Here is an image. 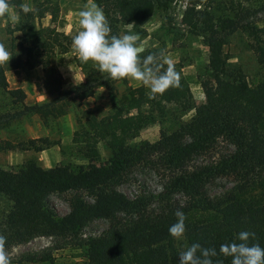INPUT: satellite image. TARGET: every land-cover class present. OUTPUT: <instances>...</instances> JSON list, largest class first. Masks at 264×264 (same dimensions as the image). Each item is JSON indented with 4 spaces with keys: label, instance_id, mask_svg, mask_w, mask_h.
Wrapping results in <instances>:
<instances>
[{
    "label": "trees",
    "instance_id": "obj_1",
    "mask_svg": "<svg viewBox=\"0 0 264 264\" xmlns=\"http://www.w3.org/2000/svg\"><path fill=\"white\" fill-rule=\"evenodd\" d=\"M204 1L208 9L191 6L184 11L188 31L202 39L209 53L207 71L214 82L202 83L204 107H194L181 75L180 88L155 100L149 98L147 87H126L123 97L114 99L102 116L78 109L92 94L93 84L86 79L82 86L62 92L60 76L51 66L52 58L66 53L72 44L71 37L52 25L59 14L57 0H31L34 11L29 13L16 2L19 36L7 41L12 59L8 67H0V95L11 111L0 113V131L13 132L23 118L32 116L46 126L74 109L77 129L71 142L88 163L43 169L26 160L15 171L0 168V197L9 202L0 220L7 249L40 237L51 239L44 249L18 254L15 264H50L53 251L77 246L78 232L96 220L105 227L81 241L86 264H179V253L194 243L216 248L214 264L217 260L231 264L230 257L219 255V248L235 241L241 231L255 233L252 242L264 247V77L249 85L223 50L228 36L244 33L264 71V30L247 19L249 9L238 12L240 2L253 0ZM195 2L196 6L202 0ZM95 3L103 8L114 35L118 23L131 24V30L139 33L163 6L160 0ZM40 15L48 17V24L36 21ZM34 67H40L42 87L53 98L26 105L21 89L8 88L5 72ZM82 67L86 76L93 74V68ZM106 87L108 97L115 96L112 85ZM136 107L141 110L127 114ZM191 109L187 121L153 142L137 140L141 127L181 117ZM14 138H0V151L38 152L52 145L46 138ZM98 144L109 156L93 164ZM124 185L134 188L130 196L119 190ZM51 194L67 195L66 214L58 216L48 205ZM177 210L187 217L186 239L180 241L168 231Z\"/></svg>",
    "mask_w": 264,
    "mask_h": 264
},
{
    "label": "rangeland",
    "instance_id": "obj_2",
    "mask_svg": "<svg viewBox=\"0 0 264 264\" xmlns=\"http://www.w3.org/2000/svg\"><path fill=\"white\" fill-rule=\"evenodd\" d=\"M160 1L163 6L158 7L153 12L149 21L138 33L140 36L139 46L142 48L141 57L156 54L163 50L167 58L173 60L174 65L185 79L193 97L194 107H204L202 83L204 81L208 84L214 82L207 71L209 53L206 46L203 45L202 39L188 31V24L184 21V11L191 6H194L195 10L204 7L208 9L207 3L202 0L201 4L195 6L196 0ZM213 1L216 3L225 2L226 0ZM233 1L239 2L240 0ZM16 2L20 5L28 4L32 7L31 0H10V3L15 6ZM57 2L59 14L56 22L52 25L58 31H62L65 35L73 38L81 30L78 13L88 0H57ZM245 8L250 11L247 19L256 27L264 30V0H253L250 3L240 2L238 12ZM15 16L17 15L14 8L10 11L8 19H0V43H3L5 47L10 38L19 36L16 30L17 19L13 18ZM36 21L41 25H46L48 24V17L40 15ZM129 32L136 33L131 30L130 25L118 23V35ZM223 50L227 53L228 63L242 73L249 85H255L263 79L264 71L257 65L248 47V39L244 33L237 31L228 36ZM82 65L93 68V74L86 76ZM51 66L60 76V89L62 92H69L76 87L82 86L86 79L89 85H94L92 94L79 103L78 109H92L97 116L104 115L110 109L111 102L114 99L122 98L126 87L143 86L141 83L130 79L123 81L112 80L107 73H101L97 68L93 67L91 62L82 63L75 54L72 44L66 53L56 54L52 58ZM5 78L8 88H19L23 91L26 105L48 102L53 98L42 87L44 75L40 67H34L29 70H8L5 72ZM109 84L112 85L115 92V96L111 98L107 95L106 85ZM2 98L0 95V113L11 111L9 106L6 105L7 102ZM140 110L141 107H136L128 111L127 114L133 115ZM75 114V110L70 109L65 115L50 119L46 126H43L36 116L23 118L13 132L0 131L1 139L10 138L14 141V137L19 139H24L25 137L31 139L46 138L52 143L48 148L38 152L0 151V168L15 171L26 160L34 161L37 166L43 169L61 164L86 165L88 162L76 152L75 146L71 142V135L77 129ZM192 114L193 109L181 117H174V119L168 117L162 122L141 127L138 131L137 140L153 142L160 134H165L174 129L179 122L187 121ZM97 151L98 160L93 164L103 162L109 156L108 150L102 144H98ZM151 182L155 183V180H151ZM221 183L228 185L224 181H221ZM119 190L130 196L134 188L124 185L119 187ZM66 201V194H51L47 198L48 205L58 216L67 213L68 205ZM8 209L9 202L0 197V220ZM104 227L103 221L96 220L81 229L77 234L79 244L74 247L53 251L50 264H86V250L81 241L98 235ZM50 242L51 239L40 237L25 245L7 249L11 264H15V258L18 254L27 251H39L49 246Z\"/></svg>",
    "mask_w": 264,
    "mask_h": 264
},
{
    "label": "clouds",
    "instance_id": "obj_3",
    "mask_svg": "<svg viewBox=\"0 0 264 264\" xmlns=\"http://www.w3.org/2000/svg\"><path fill=\"white\" fill-rule=\"evenodd\" d=\"M16 6L10 0H0V19H8ZM24 13L34 11L28 4H21ZM80 31L72 38V48L82 63L91 62L101 73H107L110 79L134 80L147 87L149 98L157 99L170 89L181 86V73L175 68L172 59L161 50L156 54L141 57L138 33L112 34L109 20L102 7L95 0H88L78 13ZM19 19V16L13 17ZM131 25V24H130ZM11 53L0 43V67H8ZM176 222L169 227V234L177 241L186 239L187 217L177 210ZM255 233L241 231L236 240L224 243L219 255L231 258V264H264V247L256 242ZM218 256L216 248H205L194 243L179 253V264H214ZM0 264H11L7 250V238L0 234ZM215 264H222L217 260Z\"/></svg>",
    "mask_w": 264,
    "mask_h": 264
},
{
    "label": "crops",
    "instance_id": "obj_4",
    "mask_svg": "<svg viewBox=\"0 0 264 264\" xmlns=\"http://www.w3.org/2000/svg\"><path fill=\"white\" fill-rule=\"evenodd\" d=\"M13 71V70H12ZM7 82V81H6Z\"/></svg>",
    "mask_w": 264,
    "mask_h": 264
}]
</instances>
